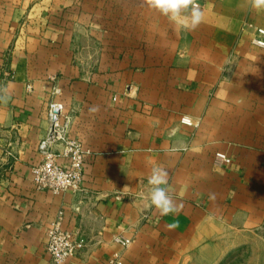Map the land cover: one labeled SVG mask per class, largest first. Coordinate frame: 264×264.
<instances>
[{
  "label": "crops",
  "instance_id": "crops-1",
  "mask_svg": "<svg viewBox=\"0 0 264 264\" xmlns=\"http://www.w3.org/2000/svg\"><path fill=\"white\" fill-rule=\"evenodd\" d=\"M197 2L188 31L143 0H0V264H54L57 218L88 242L63 264H264V11ZM52 101L87 150L77 194L32 180ZM154 167L173 214L141 199Z\"/></svg>",
  "mask_w": 264,
  "mask_h": 264
},
{
  "label": "built area",
  "instance_id": "built-area-1",
  "mask_svg": "<svg viewBox=\"0 0 264 264\" xmlns=\"http://www.w3.org/2000/svg\"><path fill=\"white\" fill-rule=\"evenodd\" d=\"M254 43L264 47V28H258ZM50 129L47 137L39 144L42 159L32 166V180L35 188L50 190L55 193L72 191L79 193L83 190L84 165L87 150L82 143L67 134V122L62 121L63 104L52 101L49 104ZM184 122H189L187 118ZM62 143V150H57L54 144ZM67 159L62 162L61 158ZM219 162L229 161L224 154H217ZM114 240L123 247H128L133 238L117 234ZM86 238L79 232L64 227L59 218L49 222L47 226V251L54 264H63L67 259L78 255L87 246ZM100 264V263H96ZM102 264H121L118 255L109 256Z\"/></svg>",
  "mask_w": 264,
  "mask_h": 264
},
{
  "label": "clouds",
  "instance_id": "clouds-1",
  "mask_svg": "<svg viewBox=\"0 0 264 264\" xmlns=\"http://www.w3.org/2000/svg\"><path fill=\"white\" fill-rule=\"evenodd\" d=\"M148 9L159 13L172 22L178 29L195 31L203 22L204 13L197 0H143ZM257 11H264V0H248ZM95 111V109H92ZM169 172L163 167H154L148 177V186L140 193L146 208H155L162 216L177 210L173 197L168 191ZM169 229L176 227L169 224Z\"/></svg>",
  "mask_w": 264,
  "mask_h": 264
},
{
  "label": "rangeland",
  "instance_id": "rangeland-1",
  "mask_svg": "<svg viewBox=\"0 0 264 264\" xmlns=\"http://www.w3.org/2000/svg\"><path fill=\"white\" fill-rule=\"evenodd\" d=\"M241 255H243V256H242V259H243L242 262L245 263V260H244V259H245V257L248 256V253L242 252Z\"/></svg>",
  "mask_w": 264,
  "mask_h": 264
}]
</instances>
